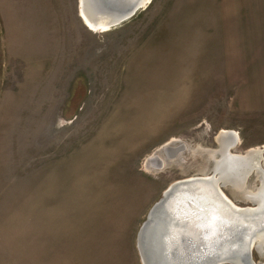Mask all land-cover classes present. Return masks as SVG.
I'll use <instances>...</instances> for the list:
<instances>
[{"label":"rangeland","instance_id":"obj_1","mask_svg":"<svg viewBox=\"0 0 264 264\" xmlns=\"http://www.w3.org/2000/svg\"><path fill=\"white\" fill-rule=\"evenodd\" d=\"M78 3L0 0V264H141L149 210L221 132L264 146V0H150L105 32ZM249 174L223 189L240 207Z\"/></svg>","mask_w":264,"mask_h":264},{"label":"water","instance_id":"obj_2","mask_svg":"<svg viewBox=\"0 0 264 264\" xmlns=\"http://www.w3.org/2000/svg\"><path fill=\"white\" fill-rule=\"evenodd\" d=\"M83 11L112 16L119 25L141 10L140 0H82ZM95 18V17H93ZM229 140L225 156L242 161L248 157L234 153L239 144L237 135L227 131ZM171 141L159 151L160 155H173ZM219 147V146H218ZM185 151L180 144L179 151ZM218 160L221 154H216ZM158 161V160H157ZM162 166V165H161ZM230 178H220L214 168L208 175L192 176L169 185L161 198L149 210L136 239L141 264H255L252 251L257 243L254 235L264 229V215L250 217L252 208L240 207L224 193V186L233 187ZM207 188L216 204L229 212L248 219V225H237L221 220L215 213L212 200L193 192ZM202 217H198L197 214ZM179 221L182 224L179 225ZM178 226V227H175ZM185 228V229H184Z\"/></svg>","mask_w":264,"mask_h":264},{"label":"bare ground","instance_id":"obj_3","mask_svg":"<svg viewBox=\"0 0 264 264\" xmlns=\"http://www.w3.org/2000/svg\"><path fill=\"white\" fill-rule=\"evenodd\" d=\"M149 1L150 0H140L139 5L141 6V9L145 8L146 5L149 3ZM82 2H83L82 0H79V3H78L79 16L82 19L83 23L86 25V27L89 29V31L91 30V32H105L108 29L118 25L116 23L118 20L114 19L112 16H109V14L107 15L100 14L97 16L95 15L93 16V13L86 11V9L84 12ZM225 133L227 132L224 131L218 135L216 139V143L219 146L218 150L214 152L213 154H211L209 158L212 159L216 157L215 156L216 154H221L220 160L215 161V164H214V168L219 172V179L220 178H228V179L230 178V180L228 181L231 182L233 187L241 191H243L242 189H244L245 187V181L247 177L250 175L249 173H252V171L256 170V172L259 175L258 179L260 181V187L257 188V190H255L254 193L252 194L244 193V196L246 199H249L253 203H255L254 204L255 208H252L251 212H249L250 217L261 216L263 218V215H264V172L262 171V169H260L259 166H260V161L262 160V155L264 154V146L248 150L246 153L243 154L248 158L242 161L230 160V159L228 161L222 160V156L224 155V152L227 151V146L229 142L227 138H223L226 136ZM236 142H237V139H236ZM173 150H174L173 155L167 158H174L176 156V153H178V151L180 150V147L173 149ZM162 157L163 155H160V152L156 151L153 158H151L149 162L152 163L153 167L157 169H161V165L163 166V160H161ZM225 158L228 159L227 156H225ZM193 192L197 193L198 195L207 196L209 199L211 198L212 206L214 208H217V210H215V213L218 217L221 218V220L223 219V220L229 221L231 223H235L240 226L242 225L247 226L249 224L248 219L243 218V216L233 214L229 212L227 209H225L223 206L216 204L215 200L212 198L211 192L207 188H202V187L195 188L193 189ZM197 216L202 217V215L199 213L197 214ZM180 224H182V222L179 221V225ZM175 227H178V226H175ZM253 238L254 239L252 241V245L255 241L257 243V250H259L261 254L264 256V229L258 231L254 235Z\"/></svg>","mask_w":264,"mask_h":264},{"label":"crops","instance_id":"obj_4","mask_svg":"<svg viewBox=\"0 0 264 264\" xmlns=\"http://www.w3.org/2000/svg\"><path fill=\"white\" fill-rule=\"evenodd\" d=\"M149 163H151V162H149Z\"/></svg>","mask_w":264,"mask_h":264}]
</instances>
